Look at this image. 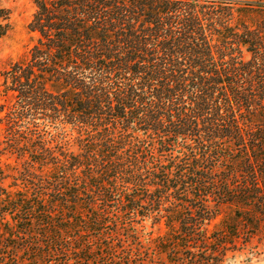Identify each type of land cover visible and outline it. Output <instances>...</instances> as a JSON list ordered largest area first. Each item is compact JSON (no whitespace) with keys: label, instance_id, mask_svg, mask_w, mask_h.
Listing matches in <instances>:
<instances>
[{"label":"trees","instance_id":"obj_1","mask_svg":"<svg viewBox=\"0 0 264 264\" xmlns=\"http://www.w3.org/2000/svg\"><path fill=\"white\" fill-rule=\"evenodd\" d=\"M34 4L36 43L2 75L0 156L21 168L0 169V248L31 255L19 264H196L247 215L258 230L264 0Z\"/></svg>","mask_w":264,"mask_h":264},{"label":"rangeland","instance_id":"obj_2","mask_svg":"<svg viewBox=\"0 0 264 264\" xmlns=\"http://www.w3.org/2000/svg\"><path fill=\"white\" fill-rule=\"evenodd\" d=\"M36 7L34 0H0V33L7 31L4 36H0V106L4 108L3 113L0 114L2 118L7 107L13 101L11 93H5L3 74L9 70L11 64L24 58L28 55L37 40V34L32 33L29 30V24L32 21ZM4 141V123L0 122V149L3 148L2 142ZM8 166H11L10 168ZM18 168L21 166L17 163L14 157L9 155L0 156V169L5 172L6 175L15 176ZM13 180L8 178L5 181V186L11 184ZM263 215H264V211ZM248 220L237 224L239 230L236 233L239 236L232 244L221 246L215 245V249L220 253H215L212 259H205L202 255L196 258V264H264V216L257 219L258 230L253 229L250 222L254 221L252 216L247 215ZM221 217L211 224L209 227L210 233L213 237H219L223 234L219 224ZM256 220V219H255ZM236 226V225H235ZM0 226V230H1ZM109 233V230L106 231ZM166 230L163 225L160 227H152L150 223L147 224V233H152L153 237H158L165 234ZM24 237V236H23ZM36 238V237H35ZM3 236L0 238V244H2ZM20 239V238H19ZM37 239V238H36ZM28 243L20 240L15 242L17 248H22L28 245L32 240H28ZM38 241V240H37ZM197 246V245H193ZM211 248V247H210ZM200 250L201 248H195ZM213 253V252H212ZM210 252L209 254L212 255ZM18 251L7 250L0 248V263L2 264H19V262L29 260L31 255L27 252L23 254L19 260ZM215 257V258H214Z\"/></svg>","mask_w":264,"mask_h":264}]
</instances>
